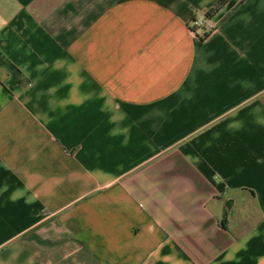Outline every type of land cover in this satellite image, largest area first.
I'll use <instances>...</instances> for the list:
<instances>
[{
  "label": "crops",
  "instance_id": "obj_1",
  "mask_svg": "<svg viewBox=\"0 0 264 264\" xmlns=\"http://www.w3.org/2000/svg\"><path fill=\"white\" fill-rule=\"evenodd\" d=\"M218 3L0 0V264H264V0Z\"/></svg>",
  "mask_w": 264,
  "mask_h": 264
},
{
  "label": "built area",
  "instance_id": "obj_2",
  "mask_svg": "<svg viewBox=\"0 0 264 264\" xmlns=\"http://www.w3.org/2000/svg\"><path fill=\"white\" fill-rule=\"evenodd\" d=\"M192 29L195 34L205 37L215 29V24L208 19L195 20L192 23Z\"/></svg>",
  "mask_w": 264,
  "mask_h": 264
},
{
  "label": "rangeland",
  "instance_id": "obj_3",
  "mask_svg": "<svg viewBox=\"0 0 264 264\" xmlns=\"http://www.w3.org/2000/svg\"><path fill=\"white\" fill-rule=\"evenodd\" d=\"M241 222L243 224V225H241V227H245V226H247L246 224L252 226L251 224L256 223V220L255 219H251V220L249 219V220L246 221L245 219H242V220L239 219L238 222H237V224L238 223L240 224Z\"/></svg>",
  "mask_w": 264,
  "mask_h": 264
},
{
  "label": "trees",
  "instance_id": "obj_4",
  "mask_svg": "<svg viewBox=\"0 0 264 264\" xmlns=\"http://www.w3.org/2000/svg\"><path fill=\"white\" fill-rule=\"evenodd\" d=\"M228 0H219V3L217 5L216 8H214V10H217L220 6H222L223 4H225ZM210 14V12H209ZM223 223H225V219H223Z\"/></svg>",
  "mask_w": 264,
  "mask_h": 264
},
{
  "label": "water",
  "instance_id": "obj_5",
  "mask_svg": "<svg viewBox=\"0 0 264 264\" xmlns=\"http://www.w3.org/2000/svg\"><path fill=\"white\" fill-rule=\"evenodd\" d=\"M227 206H228V208H229V209H231V208H232V205H231V204H228Z\"/></svg>",
  "mask_w": 264,
  "mask_h": 264
}]
</instances>
